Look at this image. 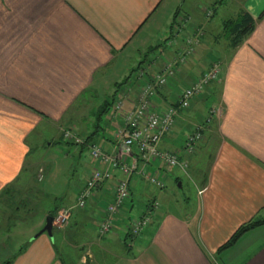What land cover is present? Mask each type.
<instances>
[{
  "label": "crops",
  "instance_id": "0c3cea01",
  "mask_svg": "<svg viewBox=\"0 0 264 264\" xmlns=\"http://www.w3.org/2000/svg\"><path fill=\"white\" fill-rule=\"evenodd\" d=\"M180 1L0 0V247L9 244L18 249L9 264H64L63 254L55 249L46 232L33 236L44 219L38 217L33 226L14 230L20 218L15 219L21 214L19 207L11 205L15 189L26 188L29 194L32 168L42 169L37 179L47 178L42 174L47 168L45 156L31 159L38 144L33 141L34 134L40 136L43 125L61 128L60 123H70L64 128L80 135L75 125H80L84 114L89 112L88 103H108L109 108L121 101V109L108 114L113 137L106 135L104 142L96 141L107 152L130 164H139L115 136L118 126L123 124L122 111L138 102V93L115 88L107 94L112 87L105 92L99 89L111 81L117 86L121 73L115 72L104 83L107 72L118 66L123 51L132 42L139 47L137 50L147 48V36L159 35V30L170 24ZM214 2L222 5L226 0ZM231 3L235 6L233 14L220 21V28H215L209 18L214 14L213 8L205 9L206 19L197 20L196 25L189 22L188 13L183 28L199 35L193 55H203L205 64L195 72L191 69L197 64L195 57L194 63H179L176 72L150 98L158 107L176 102L181 86L190 83L211 62H219L217 79L207 83L187 107L178 108L176 115L175 124L189 122L192 128L199 126L201 130V137L191 151L184 149L185 139L182 140L188 166L196 173L199 163L207 160L203 176L196 180L194 207L176 203L172 209L159 212L156 209L151 222L137 236H127L131 219L127 215L129 222L125 224L124 235L113 241L112 236L118 235L122 206L110 231L99 233L97 224L106 216L112 201L114 179L122 176L119 169H114L113 176L96 186L76 214L72 215L71 205L51 208L69 209L65 226H57L54 221L53 226L62 230V238L68 234L70 238L72 234V247L85 251L79 256L82 262L87 258L89 264H264V224L246 230L231 246L217 250L240 223L264 216V0ZM243 10L253 17V29L235 47H223L224 52L215 58L205 44L208 35L224 37L223 21ZM201 42L206 45L203 54L204 48L197 50ZM192 102L203 104L205 111L198 109L192 113ZM104 112L107 109L93 119L85 136L90 133L97 136L99 130L104 132L100 123ZM174 126L162 136L160 149H173L163 138L175 134ZM194 151L198 153L193 154ZM91 163L93 167L103 165L92 157ZM152 164L162 165L157 160ZM138 176L142 175H132L129 183ZM129 189L131 193L130 186ZM38 192L45 198L58 197L44 189ZM186 200L189 203L191 198ZM87 214L96 222V239H90L93 250L87 242L80 245L79 237L72 239L88 232L84 223ZM117 245H121L119 252L115 249Z\"/></svg>",
  "mask_w": 264,
  "mask_h": 264
},
{
  "label": "rangeland",
  "instance_id": "374dc122",
  "mask_svg": "<svg viewBox=\"0 0 264 264\" xmlns=\"http://www.w3.org/2000/svg\"><path fill=\"white\" fill-rule=\"evenodd\" d=\"M231 1L232 0H226V2L222 3V5L221 3L217 2L219 4L216 5L214 0H181L176 7V15L173 17L170 24L164 25V30H159V35H154L153 37L152 35L147 36V45L149 44L151 46L148 45V47L145 49L137 50V48L139 47L135 44V42H132L129 48L123 51V56L119 58L118 66H116V68H114L113 70H109L107 72L104 83H107L112 78V76H115V72H117V74L118 71L121 73L118 79L119 81H121L117 84V86L113 85L114 81H111L109 85H105L104 87L100 88L99 91L105 92L112 87L107 92V94L111 93V91L115 88L117 90L133 89L137 93H139L142 85L146 81H151V75L155 71H160L166 63H174L176 70V66L179 63H182L179 60L180 57H183L185 61H189L191 63H194L193 58L195 57V63L197 64L196 66H192L193 68L191 69L197 72L199 66L201 68L205 64L206 59L203 57V55L198 57V55H193L192 52L191 54L184 56V54L182 53V46L184 44L186 45L185 38L194 35L192 33H188L187 31H185V28H183L184 22L187 20L188 13L191 16L189 22L193 25H196V22H198L199 20H202L203 18L206 19L203 11L205 9L210 10L211 8H213L214 14L209 16V18L212 19V22L214 24L213 26L215 28H220V21L226 17H231L233 14L235 6L233 3H231ZM180 33H182L183 35H180ZM208 36L209 38L207 37V43H205L208 45V50L212 49L211 54L215 56V58L217 56H221L222 52H224L223 47L226 48L229 46L228 39L222 37V35L215 36V38H218L216 40L215 38H213L214 35ZM198 43L199 41L194 46L196 47ZM200 46L197 47V50L198 48L200 50L204 48L201 52L203 54L206 49V45L204 46V43L201 42ZM206 58L208 59L209 56H207ZM198 63L200 65H198ZM123 69L124 71H122ZM175 72L176 71H174V73ZM112 80H114V78ZM88 99L91 101L89 96ZM192 103V106L194 107L193 109H190L192 113L198 111V109L199 111H205V109L203 108V104H197V102ZM102 105L103 104H98L96 102L88 103L89 112L84 114L82 123L79 122L80 125H75L79 134L81 133V136L85 137V133L88 131V128L90 129L92 127L93 119L96 118V113L101 110ZM116 110H118V108L115 106V104H110L109 108H107L108 112H104L100 119V123L104 128V132L102 130H99L97 136H94L93 139L87 143L73 141L66 142L67 140H71V138L64 139L66 141L63 140L64 130L70 129L64 127H66V125H70V123H60L61 128H58L55 125L51 126L50 124H47L45 126L43 125L42 128L40 126L41 135L37 136V134H34L35 137L33 138V141L35 142V140H37L38 144L36 147V151H32L31 159L33 160L35 159L34 157L37 156H45L44 162L47 168L42 174H44L45 177L47 176V178L45 180L37 179L38 177H40L42 169H38V167L32 168L31 175L33 176V178H31V189H29V194L26 192V188L15 189V200L11 203V205L19 207V212L21 214L15 219L16 221L18 218H20L15 222L16 225L14 226V230L21 231L27 229L29 224L33 226V222L38 219V217L42 220L44 219L43 221L45 223V217L47 215H45V213L49 209L53 208V206L55 207L57 205H71L73 207V209L70 210L72 215L76 214V212L79 211L80 208L75 206L76 192L77 189L82 184H84L87 174H89V172L93 168L90 155V143L94 141L95 143L100 145L98 141L104 142V137H106V135L113 137L112 121L111 119H109L108 114ZM174 127L175 128L173 129L175 134L173 136L167 135L163 139L168 142L167 144H172V150L176 152L181 161H185L183 153H185L186 151L183 150L184 142L182 143V140L186 137V135L185 137H183L185 133L187 134L191 132V130H193L192 124H190L189 122L178 121ZM70 131L77 134V131L75 130ZM173 137L175 140L173 139ZM197 153V151L193 152V154ZM52 161L55 162V164H53ZM206 161L207 160L205 159L203 160V162L199 163L196 168V173L191 168V166H188V163L186 166L177 164L170 168L167 166L162 167V165L160 167H156L155 164H149L148 168L150 169L148 171L157 178L163 179L164 186L159 187L149 180L147 182L144 176H138L135 181H130L129 186L132 191L131 193L129 191L128 197L125 199L120 209L121 211L118 216L120 222L117 223L119 227L116 228V232L118 233V235L112 236L113 241H118V238H122V236L124 235L125 224L129 222L128 219H126V216L129 215L131 219L140 216L142 212L146 210L148 202L153 198L158 202V207L155 208L158 210V212L161 211V209H172L176 203L183 204L186 207H194L196 180L200 179L203 176L206 170ZM35 162H37V160L33 161V163ZM51 167L53 168L51 169ZM48 168L50 169L48 170ZM178 182H180V185L178 184ZM43 189L50 194H54L58 197L50 198L49 195L48 198H45L40 196L38 191H42ZM187 197L191 198V201L189 203H187ZM87 207L85 206V208ZM22 211H24L25 213L23 214ZM91 218H93L92 215L87 214V216L85 217L87 223L86 221H84L85 225L87 226L88 232H84L79 236L76 235V237L74 235L72 239L74 241L75 239H77V237H79L80 245L83 241L87 242L89 248L93 250L94 245L90 244V239H96V230L94 229L96 222L94 219L90 220ZM44 223L42 224V226L44 225ZM41 227L38 229V231L41 229ZM52 229V241L55 245V249L63 254L64 264H89L87 258L85 262H82L83 260L79 259L82 250H79L77 247L74 248L70 244L72 234L70 238L69 234L65 235L62 238L60 233L62 230L58 229V227H56L55 225ZM115 249L119 252L121 249V245L115 246ZM16 250L18 249L15 246L9 244L7 245V247H0V264H4L5 260L11 259L12 254ZM82 252L84 253L85 251L83 250Z\"/></svg>",
  "mask_w": 264,
  "mask_h": 264
},
{
  "label": "built area",
  "instance_id": "2783aa9c",
  "mask_svg": "<svg viewBox=\"0 0 264 264\" xmlns=\"http://www.w3.org/2000/svg\"><path fill=\"white\" fill-rule=\"evenodd\" d=\"M199 40V35L196 34L185 38L186 45L182 46L184 56L195 51L194 45ZM179 60L180 62L185 61L183 57H180ZM174 71L175 65L170 62L166 63L160 71H155L151 75L152 80L146 81L140 88L138 102L133 107L122 111L123 124L118 126L115 136L136 157L135 159L139 162L138 165L130 164L120 156L107 152L95 142L90 143L91 157L97 159L103 165L94 166L89 172L85 185L77 194L76 205L84 206L100 181L113 176L114 169H119L122 173V176L116 177L112 183V201L107 206L106 216L97 224V230L102 234L110 231L115 214L128 197L129 179L132 175H142L150 182L162 187L164 186V180L157 178L148 171L150 169L148 165L152 164L153 160L160 161L163 167L167 166L169 168L177 164L187 165L186 161L179 159L174 150L171 148L160 149L158 144L162 136L174 126L178 108L187 107L194 96L199 94L207 83L217 79L220 65L218 61L211 62L190 83L181 86L177 93V106H174L173 103H168L158 107L150 98L156 92V88L165 84L168 78L174 74ZM115 106L121 109V101L116 102ZM63 137L64 139L71 138L74 142L82 143L84 141V138L80 137L78 133L71 132L70 129L64 130ZM200 137V127L196 126L185 137V149L191 151ZM152 202L153 207L158 206L156 200ZM150 217V215H146L139 219H133L131 231L134 234H138ZM67 218L68 211L65 209L59 210L54 216V224L62 227L66 224Z\"/></svg>",
  "mask_w": 264,
  "mask_h": 264
},
{
  "label": "trees",
  "instance_id": "16d2710c",
  "mask_svg": "<svg viewBox=\"0 0 264 264\" xmlns=\"http://www.w3.org/2000/svg\"><path fill=\"white\" fill-rule=\"evenodd\" d=\"M253 26H254L253 17L247 11L243 10L236 17L228 18V19L223 21V36H224V38L228 39V45L230 47H235L239 42H241L251 32V30L253 29ZM105 102H107V101H105ZM102 104L103 105H102L101 110L98 113H96L97 116H99L108 107V103H102ZM173 104H174V106L178 105L177 102H174ZM63 139H64V137H63ZM92 139H93V136L90 133L89 135L85 136L84 141L82 143H87V142H89ZM67 141H71L72 142L73 140H67ZM92 142H94V141H92ZM106 179H108V178H105L104 180H106ZM104 180H102V181H104ZM102 181H100V183ZM85 183H86V179H85V182H84L83 186L85 185ZM83 186L79 189V191L83 188ZM129 191H130V189H129ZM153 200H155V199L153 198L152 200H150L148 202V204H147L146 210L140 216H138V217H136L134 219H139V218H142V217H144L146 215H150L151 217H150L149 221L146 223V225H148L151 222V219L154 216V213H155V210H156L155 208L158 207V206L157 207H153L152 206V203H153L152 201ZM78 207H80V206H78ZM66 210L68 211V217H69L70 211H69L68 208ZM56 213H57V211H56L55 208L51 209L50 211H48V214H50L52 216H55ZM67 220H68V218H67ZM132 220L133 219H130V223L128 225L127 236H130V235L137 236L146 227V225H145L144 228L138 234H134L131 231ZM260 224H264V216L255 217L253 219H250L248 221L240 223L232 231V233L228 236V238L225 241H223L218 246L217 250H222V249H224L226 247L231 246L240 237V235L242 233H244L246 230L251 229V228H253V227L257 226V225H260ZM105 233H107V232H105ZM125 240H126V237L124 238V242H125ZM10 261H11L10 259L9 260H5L4 264H9Z\"/></svg>",
  "mask_w": 264,
  "mask_h": 264
},
{
  "label": "water",
  "instance_id": "95a60500",
  "mask_svg": "<svg viewBox=\"0 0 264 264\" xmlns=\"http://www.w3.org/2000/svg\"><path fill=\"white\" fill-rule=\"evenodd\" d=\"M121 146H125V144L121 143ZM178 184L180 185V182H178ZM53 221H54V216L47 214L45 217V223L44 225L41 227V229L39 231H37L33 236H37L38 234L42 233V232H46L50 238H52V227H53Z\"/></svg>",
  "mask_w": 264,
  "mask_h": 264
}]
</instances>
